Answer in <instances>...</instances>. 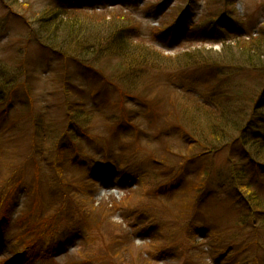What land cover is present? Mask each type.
<instances>
[{"label":"rangeland","instance_id":"rangeland-1","mask_svg":"<svg viewBox=\"0 0 264 264\" xmlns=\"http://www.w3.org/2000/svg\"><path fill=\"white\" fill-rule=\"evenodd\" d=\"M58 1L0 0V186L24 185L30 191L12 196L7 217L2 214L7 207L1 205L0 260L12 259L15 251H29L26 249L32 244L42 250L41 254L52 246L60 251L55 264H117L118 257L119 264H133L129 258L135 251H121L120 257L117 251H109L110 246L119 243L128 247L130 239L136 247L143 246L149 238L151 242L144 245L156 242L161 246L172 240L180 242L177 236L184 243L186 234L205 242L202 248L213 245L217 257H225L224 264H253L256 253L257 264H264V253L257 252L254 243L264 233L253 235L254 229L264 228V209L260 215L253 213L254 204H246L240 195L241 191L250 199L246 192L250 186L264 203V171L256 170L249 161L234 164L227 151L220 152L211 165L213 172L196 213L192 174L209 167V163L207 154L203 155L205 147L197 143L204 138L202 128L197 127L195 132L182 115L183 108L189 112L197 103L226 107L227 99L234 98V90L253 88L256 77L246 73H238L225 83L222 78L217 82V75L201 64L217 56L196 51L205 48L235 58L239 53L234 48L237 40L255 33L264 36V0H230L241 17L234 21L228 19L233 12L224 0H210L205 13L212 10L222 17L216 28L202 31L194 25L202 20L206 0H198V7L180 27L174 21L186 0H66L68 6L108 20L115 13L106 10L115 7L118 12L124 11L135 21V43L144 42L162 56V69L137 78L135 88L128 92L121 91L113 77L107 76V81L100 76L95 79L70 61L67 65L72 86L66 80L67 68L60 56L48 53L30 38L21 16L37 19ZM102 2L105 5L100 8ZM126 113L139 118L134 126L120 121ZM76 121L89 126L90 138H80L77 127V131L69 128ZM260 134L264 137V126ZM258 136L254 131L244 134L252 155V143L264 141ZM235 138V134L228 135V144ZM58 145L65 148L67 158L75 160L67 168L65 181L75 184L83 196L68 197L66 204L62 203L57 174L46 167L54 162ZM159 157L163 166L153 162ZM123 159L136 166L138 173L144 172L140 186L132 191L129 186L133 182L125 185L121 177L128 171L119 170ZM188 159L199 162L186 163ZM99 167H110L108 180ZM91 169H95L94 177L87 174ZM172 172L182 183L180 192L170 199L155 195L158 180ZM63 206L65 212L74 209L77 213L65 217L68 222L60 223L57 230ZM170 212L183 223L193 220L191 230L187 226L186 231L172 229L170 234L168 225L173 221L166 218ZM184 247L187 259L175 254L177 259H163L157 264H199L193 248L185 243ZM140 249H136L137 254L142 253ZM217 257L211 254L210 262Z\"/></svg>","mask_w":264,"mask_h":264},{"label":"trees","instance_id":"trees-1","mask_svg":"<svg viewBox=\"0 0 264 264\" xmlns=\"http://www.w3.org/2000/svg\"><path fill=\"white\" fill-rule=\"evenodd\" d=\"M206 1L207 8V5L212 0ZM197 2L198 0H186L185 6H187V8L185 7L179 11L181 14H179L180 17L177 21L179 26L186 25V15L192 9H194ZM224 4L230 11L232 10L233 12V14L228 17V19L230 21H234L236 19L235 15L238 13L234 7V3L232 4L230 0H224ZM26 10L27 9H25V14ZM90 13L91 12L89 11L86 12V10L68 6L66 0H59L55 4V7L47 9L37 19H30L29 17H26V15H22L23 21L29 29L30 38H32L33 41L41 45L43 48H46L48 53L52 55H58L64 61L65 68H67L65 69L66 80L72 84V86L74 84L72 83L71 75L67 65L70 61H73V64L77 65L78 68H82L83 70L92 74V77L95 79H99L101 77L107 81V76L108 78L113 77L117 86H120V90L125 92L133 91L135 88L133 87V84H135V80L137 78L148 74L151 70L162 69V56L158 54V51L149 45L144 44V42L135 43L134 33L136 31V24H134L135 21L133 18L129 17L127 13L124 11L110 12L115 14L112 15L109 20L106 16L100 17L98 14L91 15ZM32 15L36 17V14ZM221 17L222 16L218 13L208 10L204 16V19L200 23L198 31L206 30L208 28H216L217 22ZM234 48H238L237 50L239 52L236 54L235 58L230 55H223L222 52L217 54L214 53L213 50H207L205 48L201 50L199 49L200 51H196V53H213L217 56L215 59L211 58L209 60L207 59L205 62H201V64L204 63L202 67L209 68L215 73V76L217 75V82H219V78H222L224 79L222 83H225L238 73H246L247 75H255L256 77V79L253 80V83L251 84L253 85V88L250 91L243 89L234 90V98L227 99L226 107H218L217 104L213 106H207L197 103L193 110L189 112L182 107V115L186 116L189 126L195 132L197 127H201L204 132V138L202 139V137H200V140H197V143L205 147V152L203 155L207 154L206 157L209 163V167L203 168L201 170L198 168V171L195 172V174H192L195 176L193 181L195 186L193 190L196 194V209L199 208L198 204L204 192L205 186L207 185V179L209 178L208 176L211 165L218 153L227 150L231 156L230 160L234 164L240 161H249L250 165H253L256 170L262 172L264 171V143L258 141L259 146L252 145L255 148L254 154L252 155V153L248 151L251 150V148L247 150V148L250 146V143L248 142V144L244 140L245 133L254 131V133H258L259 135L260 130L258 127L261 126V124L264 125V114H260V112L264 110V36L258 35L252 36L248 39H239L236 41ZM67 91L69 92L70 90L67 89ZM69 100L70 102L74 101L72 98ZM211 101L213 102V99ZM216 109H218L217 112ZM70 114L71 113H69V115ZM141 119H143V117H141ZM123 120L128 126H134L139 118L130 116V113H126L124 119L122 117L120 121L122 122ZM72 127L75 131L77 130L74 127L78 128L80 131L79 133H81L80 138L91 137V134L89 133L91 130L89 129L88 125H84L83 123L76 121L73 125H70L69 128ZM231 134H235L236 138L235 141H233L230 145L228 144L227 137ZM75 137L76 136L74 135L72 136V138ZM237 145H239V150H237ZM43 150L44 148H42V151ZM63 152H65V148H61L60 145H58V147L55 149V152L53 153L54 162H52V165H47L46 167L49 168L48 171L57 174L60 180L59 189L60 195L62 197V203L66 204L67 200L69 199L68 197L74 198L75 196L76 198H79V196H83L79 194L78 187L75 184L65 181V174L68 171L67 168H70L69 164H72L75 160H70L65 156V154H63ZM191 161H194V163L199 162L195 159H188L186 163ZM153 162L163 166L162 157L153 159ZM135 168L136 166L131 164L130 161H125L123 159L119 170L130 172V174H128V172L123 173L121 177L124 178L125 183L129 184L132 181V185L137 187L140 186L144 172H141L142 174H140ZM91 170H87L89 175L91 174ZM235 171L238 174L241 173L239 168H237ZM108 173L110 174V172ZM178 180L179 179H177V174L175 172H172V175L164 176L162 181L158 180V186L156 190L153 191V193L155 195H164L169 199L174 197L182 187V183ZM23 186L24 185L16 186V184L15 186L10 184L0 186V209L2 208L1 205L3 203L6 205V207L9 205V201L11 202L12 196L14 194L16 195V193L19 194L23 191L28 193V188ZM129 189L132 191V186H129ZM246 192L248 195H250L249 202L255 205L254 210L260 215L263 211L259 206L257 197H255L256 192H253L250 186L247 188ZM64 209L65 206L62 207V213L59 215L63 221H66L65 217L77 213L76 210L74 212V209H69L66 212ZM7 211L8 207L7 210L2 213L6 217ZM181 213H183V216H186L185 212ZM4 215L0 217V227L2 226V219ZM166 218L170 221H173V225H168L170 234L172 229H178L181 230V232L186 231L185 228L187 226L188 229L191 230L190 228L194 223H191L190 221L183 223L181 220L175 219L171 212ZM63 221H58V227L56 226L57 230L60 223ZM162 226L165 227L166 223ZM158 228H155V231L158 232ZM148 231L152 234L156 233L152 229H149ZM261 231L264 233V228H256L253 231V235L260 233ZM177 237L180 239V242L172 240V242L168 241L170 244L161 243L163 244L161 246L155 242L154 244H143L144 246L142 247H136L134 241L130 239V246L122 247L120 246L121 244L116 243L110 246L109 251H117V254L122 257L121 251L124 253L130 249L135 251V254L129 258L133 264H152V262L157 264L163 259L169 260L170 258L175 257V254H179V258L183 257L187 259V248L184 247L185 243L186 247L191 246L193 248L192 252L198 254L197 258L199 264L208 263L207 256L214 253L213 245H209L212 247L210 250H205V248H202L201 244L198 245V242L195 240L196 237L192 238L185 234L184 237H186L187 240H184V243H182L183 238H180L179 236ZM109 241L110 240H108V242ZM254 243L257 252L264 253V237L261 240L256 239ZM135 248L138 250L139 248H142L140 249L142 253L137 254ZM28 249V258L33 260H41L43 264L53 263L52 255L54 252L52 247L48 249V251H45L44 254H41L40 251L42 250L38 251V249H36V247L32 244H30L26 250ZM38 252L40 254H38ZM258 254L259 253L255 254L257 257L255 258L253 264H257V262H259ZM37 255L40 257H37ZM118 260L119 257L118 259H115L117 264H119ZM224 260L225 258L221 260L220 264H224ZM216 263H218V260H216Z\"/></svg>","mask_w":264,"mask_h":264}]
</instances>
